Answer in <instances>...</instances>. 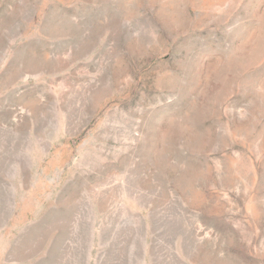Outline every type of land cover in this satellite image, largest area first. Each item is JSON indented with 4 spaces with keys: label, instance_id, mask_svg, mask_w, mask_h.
Returning a JSON list of instances; mask_svg holds the SVG:
<instances>
[{
    "label": "rangeland",
    "instance_id": "obj_1",
    "mask_svg": "<svg viewBox=\"0 0 264 264\" xmlns=\"http://www.w3.org/2000/svg\"><path fill=\"white\" fill-rule=\"evenodd\" d=\"M0 264H264V0H0Z\"/></svg>",
    "mask_w": 264,
    "mask_h": 264
}]
</instances>
